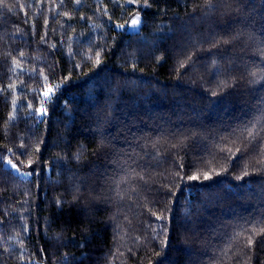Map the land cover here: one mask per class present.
Wrapping results in <instances>:
<instances>
[{
  "label": "trees",
  "instance_id": "obj_1",
  "mask_svg": "<svg viewBox=\"0 0 264 264\" xmlns=\"http://www.w3.org/2000/svg\"><path fill=\"white\" fill-rule=\"evenodd\" d=\"M0 264H264V0H0Z\"/></svg>",
  "mask_w": 264,
  "mask_h": 264
},
{
  "label": "rangeland",
  "instance_id": "obj_2",
  "mask_svg": "<svg viewBox=\"0 0 264 264\" xmlns=\"http://www.w3.org/2000/svg\"><path fill=\"white\" fill-rule=\"evenodd\" d=\"M133 20L138 21L136 24H133ZM141 16L140 14H137L131 21V23L126 27L129 31H138L141 26ZM125 26H122L121 28H124ZM6 165L13 169L14 172L20 174L23 177H30L32 174L28 171L21 170L15 162H13L10 159H7Z\"/></svg>",
  "mask_w": 264,
  "mask_h": 264
},
{
  "label": "snow or ice",
  "instance_id": "obj_3",
  "mask_svg": "<svg viewBox=\"0 0 264 264\" xmlns=\"http://www.w3.org/2000/svg\"><path fill=\"white\" fill-rule=\"evenodd\" d=\"M138 21L133 20V24H136ZM122 27V26H121ZM52 92V89H49L47 92H45V96H48ZM45 110L42 108L41 112L43 113ZM26 154V153H23Z\"/></svg>",
  "mask_w": 264,
  "mask_h": 264
}]
</instances>
